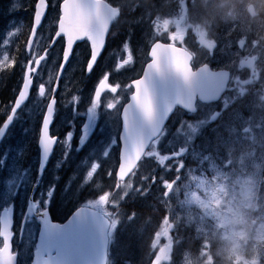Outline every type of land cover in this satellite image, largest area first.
Masks as SVG:
<instances>
[{
	"label": "rangeland",
	"instance_id": "obj_1",
	"mask_svg": "<svg viewBox=\"0 0 264 264\" xmlns=\"http://www.w3.org/2000/svg\"><path fill=\"white\" fill-rule=\"evenodd\" d=\"M61 1L49 0L55 7L51 8L50 17L35 39L32 51L26 56L27 28L36 0H0V71L13 66L17 56L20 78L23 76L26 63L47 48L54 13ZM110 1L125 10V15L118 21L120 27L117 26L116 39L131 45L136 51L137 57L135 52H127L132 57V78L137 76L139 65L143 66L147 47L154 38L166 40L177 36V33H184L186 29L190 30V45L197 50L199 64L232 70L234 75L233 88L219 103L199 106L194 117L179 119L175 132L178 148L176 143L168 142L169 147H174L176 151L172 154L173 158L157 155L155 162L158 170L153 168L155 162L148 160L139 173L121 188L118 197L96 200L100 209L107 206L115 208V214L121 221L122 206L129 203L137 191L143 190L153 171H158L157 177L152 176L151 185L167 201L164 204L169 205L160 211L159 215L165 220L161 232L152 240L150 259H143L141 264H151L162 248L167 253L160 264H188L189 260L199 264L197 254L179 252L180 235L189 229L194 239L188 242L193 244L199 240L202 247L207 239L212 242L213 250L216 249L223 235L220 229L222 215L214 207V201L218 199L216 193H230L242 188L249 180L256 184L259 192L264 193V16L252 17L248 14L249 5L259 7L254 0ZM202 25L209 27L211 38L215 40L214 47L204 38ZM204 43L210 50L204 47ZM84 52L81 51L78 58L72 61L69 72L64 76V88L84 77ZM58 60L57 53L53 52L36 78L37 87L51 84ZM109 61L108 56L104 73L97 72L92 80L112 74ZM134 62L137 63L135 67ZM11 73L0 77L5 91L13 90L17 84L16 81L12 84L16 70ZM44 107L45 94L40 96L36 89L0 145V211L14 204V248L20 253L19 264H26L27 258L31 257L36 237L33 222L25 224L22 235H19V230L27 200L37 183V128ZM207 129L210 132L205 141ZM208 138H213V145L209 146ZM58 162V159L51 162L37 184L35 197L36 202L47 207V196L52 191L49 208L53 216L60 217L76 197L78 203L92 200V193L78 195L81 189L94 186L95 180L108 183L110 175L106 171L108 159L92 160L80 169L79 166L73 168L71 160L57 176ZM113 162L114 158H110V163ZM74 170H79V173L72 174ZM103 187L100 185L96 193ZM137 231L141 232V228ZM115 232L118 235L121 230L118 228ZM129 264L136 263L129 261ZM260 264H264V254Z\"/></svg>",
	"mask_w": 264,
	"mask_h": 264
},
{
	"label": "water",
	"instance_id": "obj_2",
	"mask_svg": "<svg viewBox=\"0 0 264 264\" xmlns=\"http://www.w3.org/2000/svg\"><path fill=\"white\" fill-rule=\"evenodd\" d=\"M86 2L89 5L88 7L82 6V0H65L61 4V18L57 36L63 35L65 37L66 53L60 73L69 59L72 45L76 41L82 40L84 36H89L91 41H96V45L98 43L102 45L110 24L118 15L115 9H112L102 0H86ZM45 9V0H40L36 5L29 44L41 23V17L45 15ZM248 11L253 14L251 7ZM96 57L94 56L93 60ZM149 58L151 62L145 68L144 77L134 85L135 93L131 98V104L123 115L124 131L121 136V156L115 175L118 182L124 181L131 174L142 158L150 141L157 136L158 128L161 125L160 114H163V120H166L172 106H178L186 112L193 113L195 111L196 97L203 103L216 102L225 91L227 84L226 73H210L205 66L195 72H191L188 67L189 56L173 46L155 43L149 51ZM41 60L37 61V64ZM177 64L187 66L191 73L188 79H185L183 73L177 70ZM30 88L31 80L29 79V73H27L11 115L7 119V123L5 122L1 127L3 132H0V141L15 112L26 101ZM131 108L137 114L140 112L141 115L132 116L126 122L125 118L130 115ZM46 119L47 114L43 123ZM41 135L42 129L39 139V147L41 149L39 175L42 174L52 151L51 148L45 157L40 143ZM32 213L33 206L30 203L27 214L31 215ZM79 214L86 216L89 229L85 243L72 249L60 246L57 243L61 239L62 233L51 227L53 224L51 220L45 226L43 220L46 219V216L41 215L39 220L41 227L33 252L34 264H105L107 222L86 209H79ZM2 216L11 222L12 209L10 208L8 212H2ZM0 264H5L3 249H0Z\"/></svg>",
	"mask_w": 264,
	"mask_h": 264
},
{
	"label": "flooded vegetation",
	"instance_id": "obj_3",
	"mask_svg": "<svg viewBox=\"0 0 264 264\" xmlns=\"http://www.w3.org/2000/svg\"><path fill=\"white\" fill-rule=\"evenodd\" d=\"M114 42L112 39L106 41L98 62L88 74L87 64L91 49L82 43L75 47L72 61L85 50L84 77L76 83H69L66 88L64 80L60 82L55 97L54 118L50 126V137L57 138L53 157L58 159L119 157L121 114L132 94V88L131 77L127 74L131 69L129 59L124 49L117 52ZM63 47V40L59 39L54 43L50 40L47 53L51 50L49 56L56 52L61 57ZM108 56L110 57L108 65L113 68L112 74L101 75L95 81L92 80L97 72L104 73V63ZM171 119L172 116L169 123ZM85 131L88 134L81 144V137ZM69 133H72L71 141H68ZM34 221L36 222L35 219Z\"/></svg>",
	"mask_w": 264,
	"mask_h": 264
},
{
	"label": "clouds",
	"instance_id": "obj_4",
	"mask_svg": "<svg viewBox=\"0 0 264 264\" xmlns=\"http://www.w3.org/2000/svg\"><path fill=\"white\" fill-rule=\"evenodd\" d=\"M254 3L259 4L258 8H253L254 15L264 16V0H254ZM201 27L204 38L214 47L215 40L211 38L209 27ZM204 47L210 50L208 45ZM216 195L214 207L222 215L220 229L223 235L215 250L211 241H203L197 253L199 264H260L264 254V193L249 180L242 188ZM188 264L197 262L189 260Z\"/></svg>",
	"mask_w": 264,
	"mask_h": 264
},
{
	"label": "trees",
	"instance_id": "obj_5",
	"mask_svg": "<svg viewBox=\"0 0 264 264\" xmlns=\"http://www.w3.org/2000/svg\"><path fill=\"white\" fill-rule=\"evenodd\" d=\"M145 11H147L146 8ZM123 14L125 15V10H123ZM207 137H209L208 132L205 135V141ZM212 139L208 138L207 142H210L209 145L214 144ZM142 192L132 201L122 206L124 207L121 219L122 226L119 227L121 233L116 239V245L110 249V264H124L125 260L141 264L143 259H145L144 261L150 259V243L161 225L162 217L156 211L158 205L155 195L149 192ZM143 225L145 226L144 230H142ZM137 228H141V232H138ZM182 245L188 251H196L198 242H193V244L184 242ZM120 258L122 260L118 261Z\"/></svg>",
	"mask_w": 264,
	"mask_h": 264
},
{
	"label": "snow or ice",
	"instance_id": "obj_6",
	"mask_svg": "<svg viewBox=\"0 0 264 264\" xmlns=\"http://www.w3.org/2000/svg\"><path fill=\"white\" fill-rule=\"evenodd\" d=\"M40 0H37V3H39ZM46 3H48V7L45 9V12L49 7L53 8L55 5H52L48 0H46ZM82 6L88 7L86 0H82ZM45 18V16L41 17V22ZM118 18V17H117ZM110 30V28H109ZM58 39H63V35L58 37ZM106 39L107 34H105L104 40L106 45ZM78 42L82 44H87L90 48V43L86 40H78L75 44L72 45V54L75 52V46H78ZM130 47V45H129ZM103 50V49H102ZM101 50V52H102ZM72 54L69 57V61L72 58ZM97 57V61L98 58ZM177 70L181 71L185 77V79H188L191 75L190 71L188 70L186 65L181 66L180 64H177ZM93 110L95 111V106H93ZM149 115H150V106H149ZM54 118V115L52 113H49L48 118L45 120L42 126V135H41V146L43 148L45 157L48 155L49 150L52 148L53 143L52 139H50V121ZM7 123V122H6ZM0 132H3V129H0ZM87 131L84 132V135L81 137V144H83L85 137L87 136ZM72 133L68 134V141H71ZM57 140V138L55 137ZM177 167H180L177 165ZM182 169V168H181ZM34 206H37V204H34ZM45 207H41L38 204V210L41 212L42 216H46V219L43 220V224L47 226L49 224L50 216L48 210L44 211ZM27 224V219L24 222ZM14 220L12 217L11 222L7 221L5 217H0V249H3V257L5 260V264H17V261L20 257V253L16 251V249L13 247L12 238L16 236V232L14 230ZM40 224H35V230L38 232L40 231ZM52 228H55L59 230L62 233L61 239L57 242L60 246L66 247L68 249H72L74 247H77L79 245H82L85 243L87 232L89 229V224L87 222L86 216L80 215L79 210L77 212L72 214V217L69 218L64 224H56L53 223L51 225ZM35 235V233H34ZM32 247H35V241L32 243ZM26 264H34L33 258L29 257L26 260Z\"/></svg>",
	"mask_w": 264,
	"mask_h": 264
},
{
	"label": "bare ground",
	"instance_id": "obj_7",
	"mask_svg": "<svg viewBox=\"0 0 264 264\" xmlns=\"http://www.w3.org/2000/svg\"><path fill=\"white\" fill-rule=\"evenodd\" d=\"M15 81L17 82L16 78H15V80L12 81V84H15L16 83Z\"/></svg>",
	"mask_w": 264,
	"mask_h": 264
}]
</instances>
